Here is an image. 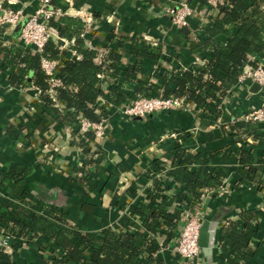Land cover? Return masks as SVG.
<instances>
[{"label": "crops", "instance_id": "0c3cea01", "mask_svg": "<svg viewBox=\"0 0 264 264\" xmlns=\"http://www.w3.org/2000/svg\"><path fill=\"white\" fill-rule=\"evenodd\" d=\"M176 1L54 0L64 11V17L83 22L81 37L85 46L104 51L110 60L107 77L99 85L103 94L96 100V112H107L104 137L89 141L88 148L94 144L96 147L86 153L78 144L73 125L63 122L52 106L39 110L41 93L32 78L11 81L22 66L20 58L27 51L39 53L17 48L19 26L0 27V180L4 186L0 200L8 198L30 205L48 218L53 217L50 210L55 208L66 214L67 222L75 229L98 233L119 222L126 210L133 214L135 204L131 199L137 196L135 187L145 188L154 161L170 164L177 148L193 155L219 151L235 134L231 129L235 121H241L254 109L264 108V94L260 90L251 92L250 85L225 97L216 117L201 116L196 105L189 106L187 111L151 113L143 118H130L117 110L125 102L113 101L112 87L120 88L125 101L134 95L135 84L124 82L121 74L138 61L131 52L133 44L158 51V58L144 57L140 73H136V78L148 75L151 84L157 85L161 82L154 73L159 67L193 70L210 52L201 10L183 29L172 24L168 6ZM36 5V0H13L11 7L26 14L33 12ZM232 31L229 27L218 40L224 42ZM52 40L63 56L81 59L72 49L73 38ZM10 56L15 63L9 60ZM251 125L260 137H250L247 142L251 155L258 159L264 157V122L253 121ZM206 164L227 166L225 180L232 190L208 201L204 221L209 223L213 247L210 256L203 254L204 264H226L220 257V231L227 220L235 219L244 210H254L258 218L250 241L256 252L247 264H264V191H258L254 185L235 189L236 180L244 173L237 158L209 155ZM15 165L30 167V174L18 181L8 179L6 174ZM130 184L134 189H128ZM17 219L16 214L0 209L1 221L14 223ZM32 235L28 231L26 236L10 238L9 251L5 252L10 256V264H58L57 255L65 253L63 248L45 235ZM85 254L89 252L86 250ZM163 258L166 264H185L170 254Z\"/></svg>", "mask_w": 264, "mask_h": 264}, {"label": "trees", "instance_id": "16d2710c", "mask_svg": "<svg viewBox=\"0 0 264 264\" xmlns=\"http://www.w3.org/2000/svg\"><path fill=\"white\" fill-rule=\"evenodd\" d=\"M187 1L199 11H204L206 0ZM227 1V5L219 7L216 15L205 22L204 31L208 37L210 52L193 70L159 67L154 76L161 84H151L150 76L141 74L140 78H136V73H140L141 60L144 57L158 58V51L140 44L131 46V52L137 56L138 61L121 72L124 82L135 84L134 95L130 99L137 94L183 97L188 107L196 105L197 110L202 109L199 113L201 116L216 117L220 113L224 98L234 91L233 85L242 67L246 63H252L248 58L252 56L264 62V0ZM51 25L57 30L58 37L74 39L72 49L81 55V59L63 56L51 39L41 54L27 51L20 58L22 66L11 81L22 82L29 76L34 85L43 91L48 84L47 76L40 67L41 56L59 58L61 65L55 72V77L61 81L62 87L57 88L56 99L64 104V107L61 110L54 107L51 98L42 92L38 102L39 110L43 111L45 107L52 106L60 119L73 125L74 129L78 127L76 116L79 114L89 121L106 122L107 112H96V100L103 94L99 87L102 80L98 74L109 69L111 65L103 69L102 65L95 62V51L85 46L81 37V20L62 16L58 21H51ZM229 27H232L233 31L226 40H218ZM10 57L9 60L15 63V58ZM113 60L116 61L117 57H113ZM113 67L118 71L114 64ZM110 94L115 103L128 102L119 87H112ZM251 123L235 121L231 126L235 134L219 151L193 155L177 148L170 163L171 169L168 171L169 176L178 184L174 198L176 203L189 202L191 199L194 201L201 189H217L222 186L228 168L225 165H207L206 159L209 155L237 158L244 173L236 180L235 189L254 185L258 191H264V157L255 159L247 142L250 137H260ZM262 127L264 128V125ZM92 140H95L92 133H86L79 138L78 144L84 153L89 150L88 143ZM197 161H201V165L195 166ZM157 168L148 172V178L152 179L150 203L133 205L134 218L124 215L119 222L98 233L91 234L75 229L67 222L66 214L55 208L50 210L53 217L48 218L38 214L30 205L8 198L0 200V209H7L16 214L18 219L14 223L0 220V229L4 228L13 236H26L30 231L34 237H49L65 252L58 264H166L163 256L156 254L158 243L151 235L163 230L167 239H170L173 236L172 227L180 217L181 211L163 201L161 193L166 189L163 188L162 182L154 177ZM30 172L28 166L15 165L6 176L18 181L27 177ZM167 185L171 186L169 183ZM3 187V181L0 180V190ZM256 224L255 211L244 210L222 226L219 249L220 257L226 264H247L254 256L256 250L250 247V241ZM86 250L88 255L85 254ZM10 263V256L0 250V264Z\"/></svg>", "mask_w": 264, "mask_h": 264}, {"label": "built area", "instance_id": "2783aa9c", "mask_svg": "<svg viewBox=\"0 0 264 264\" xmlns=\"http://www.w3.org/2000/svg\"><path fill=\"white\" fill-rule=\"evenodd\" d=\"M12 2L13 0H0V27L19 26L20 32L17 39V48H29L33 52L41 54L49 40L58 38L57 30L52 27L51 21H58L64 16V11L54 3V0H36L37 5L33 12L25 14L23 10H15L12 8ZM227 4V0H206L205 9L200 13L204 18V22H207L211 17L215 16L219 7ZM168 13L172 24L179 29H183L189 26L190 19L195 14H198L199 11L196 7L191 6L187 0H177L174 5L168 6ZM88 48L95 51V62L98 65H102L103 69H105L110 63L107 54L102 50H95L91 46H88ZM248 59L253 64L246 63L242 67V71L237 76L233 85V90L236 91L237 89L257 83L259 90L264 94V62L258 61L252 56ZM60 65L61 60L57 58L41 56L40 67L47 76L48 86L43 91L38 89V92L47 94L51 98L53 106L61 110L64 104H61L56 99V90L62 87V83L55 77V72ZM98 77L101 79L107 77V69L103 73L98 74ZM178 109L182 111L188 110V106L183 97H162L153 94L150 96L137 94L133 99L117 107L120 113L130 118H143L151 113ZM201 112L202 109L198 110V113ZM76 118L78 120V127L75 129L76 137L79 136V138H82L86 133H92L96 141L104 137V120L97 122L89 121L81 114L77 115ZM240 120L246 122H264V108L254 109L245 114ZM94 145L89 149H94L96 147ZM195 164V166L201 165V161H197ZM155 167L158 168L155 170L154 177L159 179L162 182L163 188L166 189L161 193L163 201L169 202L171 206L181 211L180 217L172 227L173 236L170 239H167L163 230H159L151 235V238L158 243L156 254L158 256L170 254L174 260L181 263L184 262L185 264H204L203 252L198 244V239L201 225L208 213V201L214 196H225L232 189L227 186V181L224 178L220 188L201 189L198 198L194 201L191 199L189 202L182 201L181 203H176L174 198L178 184L168 174V171L171 169L170 164L165 161L156 160L155 166H151V171ZM168 183L171 186L167 185ZM151 185L152 179L150 178L144 184L145 188L143 186L141 189L135 187L137 196L134 200L131 199V202H134V204H149ZM132 187L134 189V186L130 184L128 189ZM125 214L134 218V214L129 209L126 210ZM12 236L4 228L0 229V250L4 252L9 251V240ZM54 255L56 259V254ZM61 256L57 255V260Z\"/></svg>", "mask_w": 264, "mask_h": 264}, {"label": "water", "instance_id": "95a60500", "mask_svg": "<svg viewBox=\"0 0 264 264\" xmlns=\"http://www.w3.org/2000/svg\"><path fill=\"white\" fill-rule=\"evenodd\" d=\"M258 90L259 85L257 83L251 84V92H257ZM209 231V223L204 221L199 231L198 244L201 247L203 254L206 256H210L213 247L212 236Z\"/></svg>", "mask_w": 264, "mask_h": 264}]
</instances>
